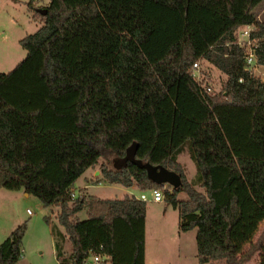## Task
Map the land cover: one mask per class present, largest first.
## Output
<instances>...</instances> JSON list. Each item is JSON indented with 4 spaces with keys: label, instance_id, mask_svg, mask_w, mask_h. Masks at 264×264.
<instances>
[{
    "label": "trees",
    "instance_id": "1",
    "mask_svg": "<svg viewBox=\"0 0 264 264\" xmlns=\"http://www.w3.org/2000/svg\"><path fill=\"white\" fill-rule=\"evenodd\" d=\"M262 1L48 0L44 13L27 1L40 26L19 39L25 56L0 72V187L58 208L64 230L50 224V232L59 264L91 256L145 264L146 201L102 199L86 188L72 196L74 181L96 166L91 184L160 189L180 230L196 229L198 263L237 264L264 222V80L245 69L236 32L253 26L264 66ZM201 61L225 74L219 91L193 76ZM132 143L136 159L175 172L180 184L154 183L129 161L114 168ZM185 151L193 179L177 161ZM84 208L87 217L77 219ZM26 228L0 242V264L18 263ZM256 264H264V244Z\"/></svg>",
    "mask_w": 264,
    "mask_h": 264
},
{
    "label": "rangeland",
    "instance_id": "2",
    "mask_svg": "<svg viewBox=\"0 0 264 264\" xmlns=\"http://www.w3.org/2000/svg\"><path fill=\"white\" fill-rule=\"evenodd\" d=\"M28 0H0V72L11 70L26 54V50L19 44V39L26 34L33 33L40 26L39 18L32 19L27 11ZM47 0H35L46 5ZM38 6V7H41ZM259 20H264V0L255 8ZM239 33L236 32V37ZM261 70V69H260ZM198 79L203 84L217 92L226 79L224 73L206 61L199 62ZM261 72V71H259ZM256 72V73H259ZM102 159H100L101 161ZM177 161L183 165L188 179L196 175L195 165L190 155L185 151L177 156ZM96 166L93 169H97ZM93 170H86L72 185L73 197L81 195L79 189L86 183L84 178L93 180ZM89 185L85 195H92L102 199H120L125 195L139 196L141 192L149 193V190H136V188L124 187L118 184L103 182ZM87 181V180H86ZM167 184H163L165 187ZM197 190L202 189L197 185ZM179 199L185 195L180 193ZM31 211V214L27 213ZM58 208L56 206L44 207L41 201L32 195H25L19 189H6L0 187V242L19 224L26 222V231L22 239V255L17 264H59L54 252V238L50 232V224H55L60 230H64L56 219ZM49 220L47 223L44 219ZM87 217L86 209L76 214L77 219ZM196 229L182 231L179 228L177 209L165 199L146 201L145 215V264H200L196 257ZM264 244V222L259 224L258 230L240 254L237 264H256L260 246ZM64 254L71 251L68 239L64 242ZM64 257L68 258V256ZM92 261V260H91ZM203 264H225L223 261Z\"/></svg>",
    "mask_w": 264,
    "mask_h": 264
},
{
    "label": "built area",
    "instance_id": "3",
    "mask_svg": "<svg viewBox=\"0 0 264 264\" xmlns=\"http://www.w3.org/2000/svg\"><path fill=\"white\" fill-rule=\"evenodd\" d=\"M252 29H253V26L251 25L240 26L237 29V33H239V36L237 35L236 43L244 47L245 49V55H244L245 69L252 72V74L259 77L261 80H264V66H261L256 63L255 52H254V48H255L254 40L251 39L250 37V32L252 31ZM198 65L199 63H194L192 67L193 76H195L197 79H198V74H197ZM256 72H259V73H256ZM149 198L153 201H161L163 200V193L160 189L153 188L149 190V193L141 192V194L137 197V199L141 201H147ZM27 213L31 214V211L27 210ZM104 259H106V257L91 256L87 260V264H102Z\"/></svg>",
    "mask_w": 264,
    "mask_h": 264
},
{
    "label": "water",
    "instance_id": "4",
    "mask_svg": "<svg viewBox=\"0 0 264 264\" xmlns=\"http://www.w3.org/2000/svg\"><path fill=\"white\" fill-rule=\"evenodd\" d=\"M40 12L44 13L45 10ZM136 143H132L125 151V155L113 161V167L118 169L126 163L132 162L145 168L147 177L157 184H169L172 187H177L180 184L179 175L173 171L166 169L163 166H153L148 162L142 163L141 160L135 158Z\"/></svg>",
    "mask_w": 264,
    "mask_h": 264
},
{
    "label": "crops",
    "instance_id": "5",
    "mask_svg": "<svg viewBox=\"0 0 264 264\" xmlns=\"http://www.w3.org/2000/svg\"><path fill=\"white\" fill-rule=\"evenodd\" d=\"M47 2H48V0L46 1V4H47ZM38 6H41V4L40 3H37L36 4V8L37 9H41V7H43V6H45V4L44 5H42L41 7H38ZM27 9V8H26ZM29 12V11H28ZM29 14H31V12H29ZM89 170V169H88ZM93 170V172H92V174L94 175V176H98L99 175V170H98V168L97 169H92ZM88 178H90V176L89 177H86V178H84V182L86 183L85 185H83L82 186V188H86V190H88V187H90L89 185H92L91 183H89V181H86V180H88ZM88 182V183H87ZM100 183H103V182H99L98 184H100ZM131 188H136V187H134V186H131ZM73 189V188H72ZM71 189V190H72ZM136 190H138L137 188H136ZM25 195H27V193H25ZM127 195H130V194H127ZM132 196H134V197H136L135 195H132ZM137 198V197H136ZM54 252H55V250H54ZM64 252H65V250H64ZM71 252V251H70ZM70 252L69 253H67V255L66 256H68L69 254H70ZM58 261V260H57Z\"/></svg>",
    "mask_w": 264,
    "mask_h": 264
}]
</instances>
